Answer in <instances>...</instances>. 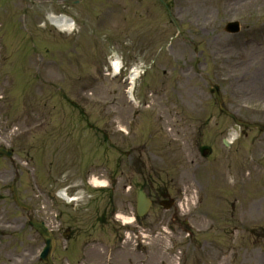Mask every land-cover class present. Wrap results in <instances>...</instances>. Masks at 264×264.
<instances>
[{
  "label": "rangeland",
  "instance_id": "obj_1",
  "mask_svg": "<svg viewBox=\"0 0 264 264\" xmlns=\"http://www.w3.org/2000/svg\"><path fill=\"white\" fill-rule=\"evenodd\" d=\"M75 1L0 0V144L15 150L21 198L55 231L56 264H264V132H233L209 84L264 122V0ZM65 11L72 32L47 20ZM231 20L239 34L224 31ZM114 59L144 69L137 110L108 78ZM107 171L117 187L100 192L91 180ZM15 176L0 158V264H45ZM141 184L180 207L154 204L126 227L111 209L133 217Z\"/></svg>",
  "mask_w": 264,
  "mask_h": 264
},
{
  "label": "bare ground",
  "instance_id": "obj_2",
  "mask_svg": "<svg viewBox=\"0 0 264 264\" xmlns=\"http://www.w3.org/2000/svg\"><path fill=\"white\" fill-rule=\"evenodd\" d=\"M49 21L51 24L55 25L56 27H58L61 31H68L71 32L74 30V21L72 20V18L68 17L67 15H55V14H50L48 15ZM94 182L96 185H104L105 182L100 181L96 178H94ZM59 193L61 194V197L66 198L68 201H73L76 198H72L71 196H68L67 191L66 190H61L59 191ZM118 218H123V221L125 223L128 222H132L133 219L125 216L124 214L118 213Z\"/></svg>",
  "mask_w": 264,
  "mask_h": 264
},
{
  "label": "water",
  "instance_id": "obj_3",
  "mask_svg": "<svg viewBox=\"0 0 264 264\" xmlns=\"http://www.w3.org/2000/svg\"><path fill=\"white\" fill-rule=\"evenodd\" d=\"M0 154L2 155H8V156H11V153H9L8 151H5L4 149H0ZM33 224L40 230L42 231V233L46 234L47 238H48V241L50 243V249L47 250L46 254H45V259L48 261V262H51L50 260V251L52 249V247H54V243H53V237L51 235H48L49 233L47 232V230L45 228H43L42 226H40L38 223H36L35 221H33Z\"/></svg>",
  "mask_w": 264,
  "mask_h": 264
}]
</instances>
